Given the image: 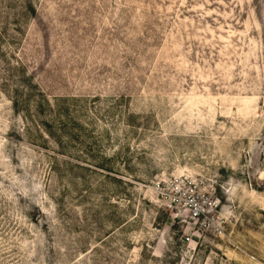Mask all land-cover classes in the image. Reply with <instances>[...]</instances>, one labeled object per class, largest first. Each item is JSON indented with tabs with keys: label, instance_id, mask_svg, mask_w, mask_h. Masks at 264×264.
I'll return each mask as SVG.
<instances>
[{
	"label": "rangeland",
	"instance_id": "rangeland-1",
	"mask_svg": "<svg viewBox=\"0 0 264 264\" xmlns=\"http://www.w3.org/2000/svg\"><path fill=\"white\" fill-rule=\"evenodd\" d=\"M0 264H264V0H0Z\"/></svg>",
	"mask_w": 264,
	"mask_h": 264
},
{
	"label": "built area",
	"instance_id": "built-area-1",
	"mask_svg": "<svg viewBox=\"0 0 264 264\" xmlns=\"http://www.w3.org/2000/svg\"><path fill=\"white\" fill-rule=\"evenodd\" d=\"M161 193L171 206L184 209L192 219L198 220L206 212V204L200 200L196 186L185 178H175Z\"/></svg>",
	"mask_w": 264,
	"mask_h": 264
}]
</instances>
